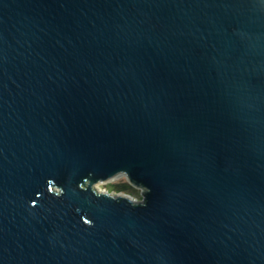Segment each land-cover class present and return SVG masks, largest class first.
<instances>
[{"label": "water", "instance_id": "obj_1", "mask_svg": "<svg viewBox=\"0 0 264 264\" xmlns=\"http://www.w3.org/2000/svg\"><path fill=\"white\" fill-rule=\"evenodd\" d=\"M0 264H264V0H0Z\"/></svg>", "mask_w": 264, "mask_h": 264}, {"label": "rangeland", "instance_id": "obj_2", "mask_svg": "<svg viewBox=\"0 0 264 264\" xmlns=\"http://www.w3.org/2000/svg\"><path fill=\"white\" fill-rule=\"evenodd\" d=\"M128 183L129 185H126L125 189L120 190L118 188H115L116 185H120V184H124V183ZM101 190L104 191H108L114 194H118V193H123L127 196H130L132 199L135 200H140L141 199V189L139 187H136L134 185H132L131 183H129L127 181V178L125 175H120L110 181H106V182H99L96 184Z\"/></svg>", "mask_w": 264, "mask_h": 264}, {"label": "trees", "instance_id": "obj_3", "mask_svg": "<svg viewBox=\"0 0 264 264\" xmlns=\"http://www.w3.org/2000/svg\"><path fill=\"white\" fill-rule=\"evenodd\" d=\"M126 185H129V184H128L127 182L124 183V184H120V185L118 184V185L115 186V188H118V189H120V190H123V189L126 188V187H125Z\"/></svg>", "mask_w": 264, "mask_h": 264}, {"label": "snow or ice", "instance_id": "obj_4", "mask_svg": "<svg viewBox=\"0 0 264 264\" xmlns=\"http://www.w3.org/2000/svg\"><path fill=\"white\" fill-rule=\"evenodd\" d=\"M83 223H84V224H89V223H90V221H89V220H87V219H85V220L83 221Z\"/></svg>", "mask_w": 264, "mask_h": 264}]
</instances>
